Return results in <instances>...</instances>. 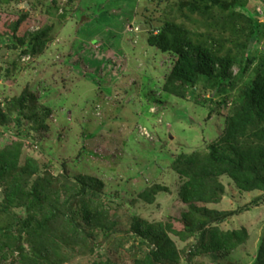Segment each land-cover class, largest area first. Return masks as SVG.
Masks as SVG:
<instances>
[{"label":"rangeland","instance_id":"374dc122","mask_svg":"<svg viewBox=\"0 0 264 264\" xmlns=\"http://www.w3.org/2000/svg\"><path fill=\"white\" fill-rule=\"evenodd\" d=\"M191 3L0 0V264H142L157 246L148 224L171 242L153 264L253 262L264 241V120L247 112L245 91L264 61V0L215 7L245 17L239 32L228 19L207 29L198 12L183 16ZM166 20L220 51L245 47L225 74L217 64L183 84L177 54L151 45ZM188 157L198 162L183 175ZM44 218L47 235L30 238L48 246L42 260L17 232ZM216 219L222 234L244 233L223 257L206 249Z\"/></svg>","mask_w":264,"mask_h":264},{"label":"trees","instance_id":"16d2710c","mask_svg":"<svg viewBox=\"0 0 264 264\" xmlns=\"http://www.w3.org/2000/svg\"><path fill=\"white\" fill-rule=\"evenodd\" d=\"M193 2L194 3H191L192 4L191 6H188V14L183 12V16L190 18L192 13L198 12L199 17L203 18L202 19L204 21L203 27L205 28V25H206L207 29L213 28L214 25L218 23L217 22L218 20L228 19L230 21H233L232 24L235 26L234 28L229 29L231 32L241 31V27H238V25L235 24L234 22L237 18L245 19L243 15L239 13L235 15L232 12H227V13L224 12L226 9V6L223 3L219 7V10L222 11L221 14L219 15L218 13L215 12V7L221 4V0H193ZM249 21H252V23L255 22L253 19L247 18L246 24H248ZM255 25L258 26L257 23ZM156 29L158 31L157 33H153V32L151 33V38H152L151 45L158 47L162 51L170 50L173 53L177 54V60L174 63L173 73L177 78H180L182 80L183 84H191L194 81L198 71L199 72L205 71L207 73H210V75H212L214 73L213 71L214 67L217 64L221 66V73L225 74L226 73L225 70L228 67V65L231 63V61L236 59V57L239 55V50L245 47V42H238V47H239V50H237L238 52L232 53V50L230 49H226V52H223L222 50L220 51V47L218 49H215L211 45H205V42L204 41L201 42L198 37H194V39L192 40L185 26L181 24H177L175 21L173 22V21L166 20L163 28L157 27ZM252 35H253L252 32L248 34L246 36L247 40H249L252 37ZM224 42L226 43V41ZM221 45L223 46L224 43H222ZM260 66L262 69L261 72L258 73L256 78L252 81V85L245 91V96H246L245 104H246L247 112L256 113V115H258L262 120H264V61L260 62ZM196 158L188 157L187 159H185L186 161L183 163V168H180L181 174L188 175L189 171L192 170L193 165L198 162V161H195ZM3 159L5 158L4 157L1 158L0 156L1 163L4 162ZM4 166L5 165H3V167ZM25 168L26 170H28L30 166L27 164ZM17 190H19V188H17L16 185H14L10 189V192L7 194V199H6L8 202H11V200H13L12 195ZM29 194L31 196L32 202H30L27 205H29L30 207L32 204H34V202L35 203L38 202L41 196H39L38 189L36 187H34ZM41 199L43 201L45 198L42 196ZM42 203L43 202H40L39 206H41ZM5 206L6 205L3 204V206H1V210H4ZM50 219H52V217H50ZM46 220L47 218L41 219L38 222L36 221L33 222V220L31 219L27 220V222H25V225H23L22 229L21 230L18 229L19 231L17 232L19 233L20 231H24L26 233L25 240L28 241V243L30 244L29 246L30 254L37 255V253H40V255H37V256H39L38 258L42 260H44L43 259L44 257H47L48 259V256L50 254L49 251L47 250L48 246L43 247L41 245L42 248L40 249L36 248V243H32L31 239H32V236L37 239L43 238V236L46 234L45 233L46 224L49 223V221L48 220L46 221ZM212 223H210L211 228H207L205 230L207 231V234L205 235H207L208 237V244L206 246V249L211 252L212 251L217 252L218 256H221V257L227 256L231 253L233 249H235V247L240 242L244 240L243 239L244 233L243 231L242 232L237 231L234 233L226 232L222 234L219 231L218 227L216 226L218 224V220L216 219ZM158 225L161 226L160 223ZM5 228H6V231L7 230L9 231V226L8 227L4 226L1 228L2 233L5 230ZM158 228H159V231H162L163 229L161 227H158ZM187 228H189L188 224H187ZM156 229L157 228H153V226L148 224L146 229L144 230L146 231V233L145 234L143 233V235L144 236L147 235L149 240L155 243L157 246H156V249L151 248L149 253L146 254V257L144 258L142 264H153L154 261L156 262L161 261L164 254H166L163 251L162 247H164L165 245L171 244V242H169L167 238V235L163 234L164 237H162L163 232H158V230ZM197 229L201 230L203 229V227L200 226ZM170 230L171 228L169 229V231ZM217 234L219 238L216 237ZM203 235L204 233L202 232L201 239ZM20 237H21V234L16 236V239H18L17 244L19 245L21 257L28 260V258H31V257L24 256L23 249L21 247ZM164 241H166V243L168 242V244L163 243ZM50 243H51L50 249L52 250L55 247V242L54 240H51ZM203 249H205L204 246H203ZM199 250L201 251V249L193 250L192 255L193 254L198 255V253L200 252ZM256 253L257 254L251 264H264V241L258 245ZM30 260L32 261V259ZM167 264H174V263L169 262Z\"/></svg>","mask_w":264,"mask_h":264},{"label":"clouds","instance_id":"9594fccd","mask_svg":"<svg viewBox=\"0 0 264 264\" xmlns=\"http://www.w3.org/2000/svg\"><path fill=\"white\" fill-rule=\"evenodd\" d=\"M143 26V25H142Z\"/></svg>","mask_w":264,"mask_h":264},{"label":"water","instance_id":"95a60500","mask_svg":"<svg viewBox=\"0 0 264 264\" xmlns=\"http://www.w3.org/2000/svg\"><path fill=\"white\" fill-rule=\"evenodd\" d=\"M143 27V26H142Z\"/></svg>","mask_w":264,"mask_h":264}]
</instances>
